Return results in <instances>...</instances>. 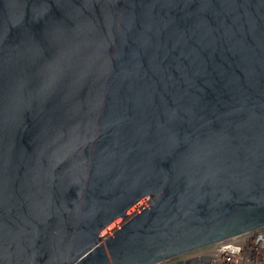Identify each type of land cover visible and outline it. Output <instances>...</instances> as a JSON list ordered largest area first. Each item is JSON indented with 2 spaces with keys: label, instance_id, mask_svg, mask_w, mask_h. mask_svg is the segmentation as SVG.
I'll use <instances>...</instances> for the list:
<instances>
[{
  "label": "water",
  "instance_id": "1",
  "mask_svg": "<svg viewBox=\"0 0 264 264\" xmlns=\"http://www.w3.org/2000/svg\"><path fill=\"white\" fill-rule=\"evenodd\" d=\"M262 227L264 0H0V264Z\"/></svg>",
  "mask_w": 264,
  "mask_h": 264
},
{
  "label": "built area",
  "instance_id": "2",
  "mask_svg": "<svg viewBox=\"0 0 264 264\" xmlns=\"http://www.w3.org/2000/svg\"><path fill=\"white\" fill-rule=\"evenodd\" d=\"M264 264V227L156 264Z\"/></svg>",
  "mask_w": 264,
  "mask_h": 264
}]
</instances>
